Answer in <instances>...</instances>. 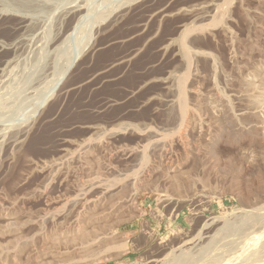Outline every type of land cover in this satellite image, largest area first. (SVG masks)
<instances>
[{"label":"rangeland","instance_id":"1","mask_svg":"<svg viewBox=\"0 0 264 264\" xmlns=\"http://www.w3.org/2000/svg\"><path fill=\"white\" fill-rule=\"evenodd\" d=\"M9 1L0 264H264V0Z\"/></svg>","mask_w":264,"mask_h":264},{"label":"bare ground","instance_id":"2","mask_svg":"<svg viewBox=\"0 0 264 264\" xmlns=\"http://www.w3.org/2000/svg\"><path fill=\"white\" fill-rule=\"evenodd\" d=\"M207 1V0H206ZM215 1H217V0H215ZM222 1V3H221V6L219 5L218 6V3H220V1L218 2V3H215V6L213 7V9L212 10H214L215 12V14H212V15H210V17H212L213 19V21H217V22H219V20L221 19V17L222 16H224L223 14H224V12H226V5H229L230 3V0H221ZM12 6H15V8L16 7H22V8H25V9H36V5L34 4V3H32L31 1H29V0H20V1H18V0H14V1H9V2H7V3H5V5H4V9H8V8H6V7H11L12 8ZM217 7H218V9H217ZM211 8V5H208V9H210ZM216 10H218L217 11V14H216ZM81 11H79V13H80ZM244 12H245V10H244ZM247 15V14H246ZM216 16V17H215ZM207 17H209V14H206V15H203L202 16V19H206ZM3 19V16L1 15V13H0V21ZM215 19V20H214ZM221 21V20H220ZM212 22V21H211ZM23 26H27V19L26 18H23V19H21L20 21H18L17 23H15V24H13V25H9V26H6V27H8V28H22ZM204 26H202V28H203ZM186 34H187V31H191V29L190 28H186ZM184 31V32H185ZM184 37V36H183ZM12 46V44H7L6 43V41H3L2 39H1V37H0V55L1 54H3V53H5V52H7L8 53V50H7V47H11ZM185 46V45H184ZM186 50V49H185ZM189 52V51H188ZM7 53H5V54H7ZM185 53V52H184ZM187 56H188V54H186ZM8 55H6V56H0V70L2 69V65L4 66L6 63H8L10 60H9V56L7 57ZM190 56V55H189ZM6 58V59H5ZM76 59V56L74 57V59H73V61ZM72 62V61H71ZM71 64V63H70ZM69 64V65H70ZM69 67V66H68ZM180 95V97H181V99H183L184 98V92L182 91V90H180V93H179ZM180 99V98H179ZM180 99V100H181ZM184 100V99H183ZM182 100V101H183ZM1 105V104H0ZM181 111L182 112H185V109H186V107H185V105H184V103H182V105H181ZM255 129V132H252V133H247L246 134V137H248L249 139H253V138H255V137H257L258 139L257 140H259L260 139V141H258L259 143V147L261 148L260 149V151H262L261 153H263L264 152V139L262 138V135L260 136V131H258L256 128H254ZM254 133V134H253ZM263 134V133H262ZM257 135V136H256ZM254 159V158H253ZM254 164V163H253ZM261 188H263L264 189V181H263V183H262V185H260V189ZM262 191V190H261ZM245 194H248V193H245ZM258 195V197L254 200V201H252L251 199H250V197H249V195H246L244 198H245V200L243 199V203H244V205L245 206H255L256 204H261L262 203V205H264V190H263V193H260V194H257ZM88 226V225H87ZM232 226V225H231ZM86 229L87 228H85V229H79L80 231H75L76 233H74V235H73V239L72 240H75V241H77V239L78 240H80L79 242V244L80 245H84L85 243H87V242H89L90 240L92 241V238L90 239V238H87L88 236H90L89 235V232H87L86 231ZM94 231V230H93ZM230 233V232H229ZM68 236V235H67ZM91 237V236H90ZM93 237V236H92ZM238 238V237H237ZM70 239V238H69ZM88 239V241H86ZM90 239V240H89ZM94 239V238H93ZM68 240V239H67ZM69 241V240H68ZM74 241V242H75ZM126 241V240H125ZM124 241V242H125ZM78 243V242H77ZM91 243V242H90ZM113 242H111L110 244H112ZM128 242H125V243H122V244H120V246H117L118 248H116L115 247V249L117 250L118 249V251L119 250H123V249H125V248H127V244ZM78 244V245H79ZM108 244V243H107ZM223 244V243H222ZM74 245V244H73ZM92 245V244H91ZM75 246H76V244H75ZM88 246H90V245H88ZM109 246H111V245H109ZM108 246V247H109ZM116 246V245H115ZM77 247V246H76ZM82 246H80V247H78V248H81ZM113 247H114V245H113ZM78 248H76V249H78ZM82 249V248H81ZM107 249H109V248H107ZM107 249H106V251H107ZM114 248H112V250H113ZM86 250H88V249H86ZM105 250V249H104ZM126 250V249H125ZM90 252V251H89ZM113 252V251H112ZM122 252V251H121ZM222 252V251H221ZM100 253V252H99ZM108 253H110V249H109V252ZM115 253V252H114ZM101 254V253H100ZM111 254V253H110ZM171 254V253H170ZM93 255V254H92ZM98 255V254H97ZM115 255V254H114ZM109 256V255H108ZM153 256V255H152ZM181 256V255H180ZM213 256V255H212ZM89 257V256H88ZM92 257V256H91ZM169 257V256H168ZM171 257V256H170ZM175 257V256H174ZM177 257V256H176ZM179 257V256H178ZM184 257V256H183Z\"/></svg>","mask_w":264,"mask_h":264}]
</instances>
